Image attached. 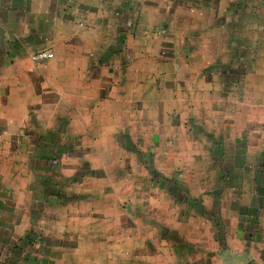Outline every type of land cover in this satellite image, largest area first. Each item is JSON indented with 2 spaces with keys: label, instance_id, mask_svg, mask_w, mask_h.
Masks as SVG:
<instances>
[{
  "label": "crops",
  "instance_id": "crops-1",
  "mask_svg": "<svg viewBox=\"0 0 264 264\" xmlns=\"http://www.w3.org/2000/svg\"><path fill=\"white\" fill-rule=\"evenodd\" d=\"M0 264H264V0H0Z\"/></svg>",
  "mask_w": 264,
  "mask_h": 264
},
{
  "label": "built area",
  "instance_id": "built-area-1",
  "mask_svg": "<svg viewBox=\"0 0 264 264\" xmlns=\"http://www.w3.org/2000/svg\"><path fill=\"white\" fill-rule=\"evenodd\" d=\"M53 57V53L47 50H39L31 55V59L36 64H44L45 60L51 59Z\"/></svg>",
  "mask_w": 264,
  "mask_h": 264
}]
</instances>
